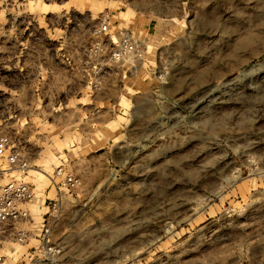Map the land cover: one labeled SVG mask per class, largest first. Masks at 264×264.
I'll use <instances>...</instances> for the list:
<instances>
[{"label": "rangeland", "instance_id": "1", "mask_svg": "<svg viewBox=\"0 0 264 264\" xmlns=\"http://www.w3.org/2000/svg\"><path fill=\"white\" fill-rule=\"evenodd\" d=\"M103 12L146 55L95 86ZM3 134L32 167L0 186L61 193L57 251L4 264H262L264 0H0Z\"/></svg>", "mask_w": 264, "mask_h": 264}, {"label": "built area", "instance_id": "2", "mask_svg": "<svg viewBox=\"0 0 264 264\" xmlns=\"http://www.w3.org/2000/svg\"><path fill=\"white\" fill-rule=\"evenodd\" d=\"M99 20L97 32L106 37H101L97 45L91 47L90 56L86 60L97 75L95 86L103 81L101 76L103 69L115 63L129 62V69L135 70L137 63L144 61L146 55L144 43L136 39L128 29L120 31L116 39L111 38L110 12H103ZM109 39H111L110 42H108ZM0 157L6 159L10 169L18 171L21 175L29 173L32 167L25 151L7 134L0 135ZM57 174L62 176L60 183L55 181L59 188H61L59 184L65 186L75 184L74 176L66 172L63 167L58 169ZM36 196V186L24 179L12 177L0 186V264H4L3 248L8 243L27 244L37 237L39 243L34 246V253L50 256L57 251L56 244L52 240V233L61 193L57 190L55 197L47 198L48 209L42 214L41 219H36L30 208Z\"/></svg>", "mask_w": 264, "mask_h": 264}, {"label": "crops", "instance_id": "3", "mask_svg": "<svg viewBox=\"0 0 264 264\" xmlns=\"http://www.w3.org/2000/svg\"><path fill=\"white\" fill-rule=\"evenodd\" d=\"M146 28V27H145ZM146 30L147 31H149L150 30V26L148 25V27L146 28ZM118 68H119V72H121V71H125L124 69H123V67L119 64L118 65ZM148 68V67H147ZM36 186V185H35ZM36 192H37V186H36ZM50 192H51V188H49L47 191H45V194H46V196L44 197V200H43V202H39L38 203V208H31V205H30V208H31V210L33 211V213H34V215H35V218L36 219H41V216H42V214L48 209V206H47V202H48V200H47V198H49V197H54V196H50ZM57 192V191H56ZM37 197V196H36ZM34 203V202H33ZM32 203V204H33ZM34 241H36V243H32V242H34ZM39 243V239L37 238V237H35V238H33V239H31L30 240V242H28L27 244H20V245H23V246H28V245H31L30 247L32 248V246H36L37 244ZM12 248V246L10 245V243H8V244H6L5 246H4V248H3V251H4V253H5V257H6V254H8V252H9V250Z\"/></svg>", "mask_w": 264, "mask_h": 264}]
</instances>
